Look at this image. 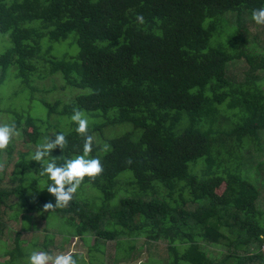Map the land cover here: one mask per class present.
Here are the masks:
<instances>
[{
  "label": "trees",
  "instance_id": "obj_1",
  "mask_svg": "<svg viewBox=\"0 0 264 264\" xmlns=\"http://www.w3.org/2000/svg\"><path fill=\"white\" fill-rule=\"evenodd\" d=\"M262 7L0 0V122L16 129L0 168L17 154L15 180L0 175V240L9 219L19 220L16 207L64 219L86 249L72 252L77 263L100 241H116L121 252L128 236L159 247L140 264H264V45L246 27ZM240 62L246 69L233 73ZM58 89L68 97L52 100ZM76 109L93 137L86 158L99 159L103 172L85 177L66 207L44 212L55 203L51 181L31 157L58 133L67 146L43 163L83 154ZM252 171L256 182L245 175ZM126 247L124 264L139 255L131 240Z\"/></svg>",
  "mask_w": 264,
  "mask_h": 264
},
{
  "label": "rangeland",
  "instance_id": "obj_2",
  "mask_svg": "<svg viewBox=\"0 0 264 264\" xmlns=\"http://www.w3.org/2000/svg\"><path fill=\"white\" fill-rule=\"evenodd\" d=\"M248 29V36H256L259 34L261 38L259 42L261 45H264V34L259 29L257 24H254V21H248L246 24ZM264 31V29H263ZM0 48H3V44L0 43ZM246 63L240 62L234 64L232 72L243 73L246 69ZM11 70L9 71V74ZM10 87H12L8 81L4 84L3 89L9 92ZM11 91V90H10ZM55 97L52 98L54 100L56 97L62 96L63 98L68 97V91H60L59 89L54 93ZM26 99V97L21 98ZM37 109H41L39 106ZM0 124H3L0 122ZM4 158H7V152L3 154ZM17 158V154L11 158L8 168L5 170V167L0 168V175H4V182L7 183L14 181L15 179L11 175L13 170V164ZM8 159V158H7ZM6 159V160H7ZM2 165H7V162H2ZM4 170V171H3ZM252 181L256 182L259 180V174L257 172H248L245 174ZM264 205V204H263ZM13 218L19 217V220L9 219V225H7L5 229V235L0 240V264H27V260L31 252L33 251H44L48 252L50 255H58L61 253H72L75 251H86L83 241L80 236H70V227L65 223V220L62 219L59 215L55 213H47V216L44 218H40L31 212L26 213V210L14 208L12 212ZM46 226V228H44ZM20 231L21 237L20 241H17V233ZM70 236V237H69ZM125 238V237H122ZM130 240L135 244L137 248L133 251L132 256H135L139 252V255L135 257L136 260L129 259L126 264H140V261H145L147 257L151 255V253L156 254L158 251V246L154 243L145 244L143 248H141V244L143 243V238H129L126 237L125 245L121 252H119V247L116 241H100L101 244L94 245L93 250L88 249V254L83 255L82 258L78 261L77 264H115L118 260L124 264V259H122L119 254H124L126 246L129 245ZM92 242H96L95 236L92 237ZM104 247V252L102 256V261L97 259L98 262L94 260L97 254L98 247ZM90 248V245H88ZM96 248V249H95ZM148 264H155V262L151 261ZM187 264V262H184Z\"/></svg>",
  "mask_w": 264,
  "mask_h": 264
},
{
  "label": "clouds",
  "instance_id": "obj_3",
  "mask_svg": "<svg viewBox=\"0 0 264 264\" xmlns=\"http://www.w3.org/2000/svg\"><path fill=\"white\" fill-rule=\"evenodd\" d=\"M136 19L138 23H144L142 15H137ZM252 19L256 24L264 25V7L254 9ZM71 120L77 125L76 133L84 138L82 155H77L75 158L59 156L58 158L63 160V163L59 165L55 159L43 163L45 157L51 155L54 149L59 148L63 152L67 146L66 136L63 133H58L55 134L54 139L50 138L45 143L40 144L31 157L32 160L40 163V175H46L51 181L47 186V191L55 198V203H45L42 209L44 212L54 207H66L85 177L94 180L103 172V166L99 159L86 158L91 153L93 146V137L88 134V120L83 117L82 112L78 109L74 110ZM15 133L14 124H0V152L7 150ZM27 264H77V260L72 253H61L53 256L48 252L33 251L28 257Z\"/></svg>",
  "mask_w": 264,
  "mask_h": 264
}]
</instances>
